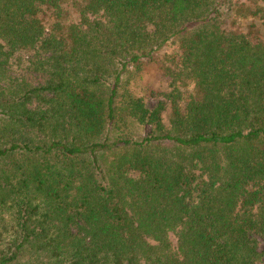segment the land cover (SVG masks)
Listing matches in <instances>:
<instances>
[{
    "label": "trees",
    "instance_id": "1",
    "mask_svg": "<svg viewBox=\"0 0 264 264\" xmlns=\"http://www.w3.org/2000/svg\"><path fill=\"white\" fill-rule=\"evenodd\" d=\"M0 264H264V0H0Z\"/></svg>",
    "mask_w": 264,
    "mask_h": 264
},
{
    "label": "rangeland",
    "instance_id": "2",
    "mask_svg": "<svg viewBox=\"0 0 264 264\" xmlns=\"http://www.w3.org/2000/svg\"><path fill=\"white\" fill-rule=\"evenodd\" d=\"M165 51L166 52H169L170 50L168 48H166ZM146 72H147V75L148 74H151L153 76L152 77L153 84L156 85V86H159V83H161V81L163 80V78L160 77V74L155 73V72H157L155 70V68L153 66H150L149 69Z\"/></svg>",
    "mask_w": 264,
    "mask_h": 264
}]
</instances>
